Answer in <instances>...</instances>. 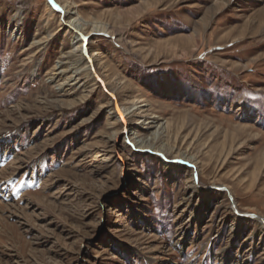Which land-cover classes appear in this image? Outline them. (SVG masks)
Returning a JSON list of instances; mask_svg holds the SVG:
<instances>
[{"label":"rangeland","instance_id":"1","mask_svg":"<svg viewBox=\"0 0 264 264\" xmlns=\"http://www.w3.org/2000/svg\"><path fill=\"white\" fill-rule=\"evenodd\" d=\"M68 1L110 31L75 93L49 79L61 1L0 0V264H264V0ZM112 91L166 126L163 155L113 123Z\"/></svg>","mask_w":264,"mask_h":264},{"label":"bare ground","instance_id":"2","mask_svg":"<svg viewBox=\"0 0 264 264\" xmlns=\"http://www.w3.org/2000/svg\"><path fill=\"white\" fill-rule=\"evenodd\" d=\"M61 4L56 5L52 4V8L55 11H58L60 14V23L63 22L66 25L68 42H70V49L69 51L62 54L61 58H66L67 64L64 66V63L61 61L57 62L51 70V77L49 78L51 81H55L56 83V91L64 92V93H75L79 86L83 85V79H90V75L95 74L94 66L95 62L98 61L100 56V52L98 50H94L91 52L90 55H85V52L89 50V45L92 43V39L95 38L94 36L98 35H108L110 31L107 27V24L98 22V21H86L82 19L78 13L74 10L73 4L71 1L68 0H60ZM48 10V9H46ZM52 10V9H51ZM48 13V12H47ZM21 16L20 11L16 12L13 16L14 22H9L8 27L9 31L16 35L20 30V26H18V21L15 18H19ZM52 16V15H51ZM50 16V17H51ZM60 27V26H59ZM61 31V28H58V32ZM57 32L52 33L50 36H56ZM87 37L88 39H84ZM47 38L44 37V40ZM43 40V41H44ZM42 44V41L33 42L32 45ZM37 47V46H36ZM64 60V59H63ZM38 64H36L35 69H37ZM93 68V69H92ZM96 69V68H95ZM70 75L65 77L64 75L66 72H69ZM68 74V73H67ZM90 74V75H89ZM104 86H108L107 82H104ZM92 89H96L94 85ZM113 90V89H112ZM92 91V90H91ZM87 93V92H86ZM112 108L109 110L108 115L113 120V123L120 124L124 134L127 135V140H131L133 147L140 151H150L155 152L158 154L163 155L165 153L161 147H156L158 140L160 139V131L165 126L158 123L155 117L148 116L142 111V105H139L140 102L133 101L129 106H124L118 104L116 93L112 91ZM70 95V94H69ZM82 98L78 99L77 101H81ZM80 103V102H79ZM68 104V103H67ZM63 105V103H62ZM136 118L134 124H130L128 118ZM130 120V119H129ZM115 123V124H116ZM154 128L155 131L149 135V137L141 138L138 136L139 130L142 129H151ZM166 128V126H165ZM164 128V129H165ZM167 129V128H166ZM134 136V137H132ZM131 137V139H129ZM130 142V141H129ZM164 148V147H163ZM171 149V147H170ZM168 151V150H167ZM161 152V153H159ZM176 158L179 161L186 162V163H193L195 164L196 158L188 153L184 152H177ZM187 188L192 189L194 194H198V205L195 207V211L192 215L196 220L199 217V212H201L204 201L208 198V195L197 186L189 185ZM227 190V189H226ZM258 223L264 224V219L256 218ZM242 219L240 216H235L232 232H236L239 224H241ZM227 254L221 256V262H225L229 259V250L227 249Z\"/></svg>","mask_w":264,"mask_h":264},{"label":"snow or ice","instance_id":"3","mask_svg":"<svg viewBox=\"0 0 264 264\" xmlns=\"http://www.w3.org/2000/svg\"><path fill=\"white\" fill-rule=\"evenodd\" d=\"M49 3L51 4L52 3V0H49ZM84 39H88L87 37H85ZM88 53L85 52V55H87Z\"/></svg>","mask_w":264,"mask_h":264}]
</instances>
